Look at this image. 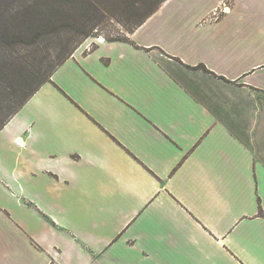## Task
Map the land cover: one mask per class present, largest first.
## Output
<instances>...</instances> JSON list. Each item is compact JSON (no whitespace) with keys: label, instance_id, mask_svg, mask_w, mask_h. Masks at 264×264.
Returning a JSON list of instances; mask_svg holds the SVG:
<instances>
[{"label":"crops","instance_id":"0c3cea01","mask_svg":"<svg viewBox=\"0 0 264 264\" xmlns=\"http://www.w3.org/2000/svg\"><path fill=\"white\" fill-rule=\"evenodd\" d=\"M0 264H264V0L78 47L0 130Z\"/></svg>","mask_w":264,"mask_h":264},{"label":"rangeland","instance_id":"374dc122","mask_svg":"<svg viewBox=\"0 0 264 264\" xmlns=\"http://www.w3.org/2000/svg\"><path fill=\"white\" fill-rule=\"evenodd\" d=\"M100 8H98V13L93 15V18L90 19L82 17V13L79 9H75V6L63 1L62 6H60L58 0H47L45 5H37L34 6L36 11L42 10V13L29 12L24 15H19V17L15 20L18 24L25 23L24 29L27 30V26H30L31 32H38L40 29H43L42 32H46L45 28H42L44 23L41 21L42 14L48 13L54 8L62 7L64 11L63 14L58 15L60 20H65V22H69L73 28H66L65 30H58L54 34H46L39 35V37L29 43H14L10 46H1L0 47V57L2 56H11L13 58V63L10 64L6 69L8 70L9 75H6V84L9 86L13 84L16 88H20L18 90L17 95H21V90L23 89L24 83L31 79L28 75L27 68L30 62H32L36 58H44L43 63H41L38 68H45L50 61L56 60V54L61 50H66L71 48H78L82 44L87 42H96V38L101 36L103 39H120L127 40L128 36L136 29L133 30V25L136 21V13H142L146 10V6H148L151 2H144L143 6L140 5L141 0H99ZM167 1V0H166ZM165 1V2H166ZM32 0H16L15 5H23V6H31L33 5ZM55 5V6H53ZM162 5V4H161ZM160 5V6H161ZM52 6V7H51ZM145 6V7H144ZM139 7V10L136 11L135 8ZM31 10V9H30ZM229 10L228 5L222 3L219 7H217L213 11V17L227 13ZM4 9L0 8V14H3ZM47 15V14H46ZM44 15V16H46ZM70 15V16H68ZM44 18V17H43ZM62 22V21H61ZM81 22L85 24V28L92 29L91 37L84 39L82 36L77 33L74 29L81 28ZM10 25V24H9ZM133 30V31H132ZM51 31V30H49ZM68 31V32H67ZM132 31V32H131ZM131 32V33H130ZM30 37V34L27 35ZM70 44V45H69ZM66 50V52L68 51ZM63 52V51H62ZM24 62L23 68H20L21 78L19 79L15 74V70L18 68V64ZM6 70V71H7ZM42 71V70H38ZM1 76L0 78H2ZM23 86V87H22ZM10 94V90L7 91ZM10 101L7 104L0 105V115H3L7 112L6 108L12 104V101L15 100L13 96H9Z\"/></svg>","mask_w":264,"mask_h":264},{"label":"trees","instance_id":"16d2710c","mask_svg":"<svg viewBox=\"0 0 264 264\" xmlns=\"http://www.w3.org/2000/svg\"><path fill=\"white\" fill-rule=\"evenodd\" d=\"M34 3L31 6H23V5H15L16 0H0V8L4 9L3 14H0V47L1 46H10L14 43H29L35 41L39 35H46V34H54L58 30L62 29L65 30L66 28H73L69 22H65V20H60L58 15L63 14L64 9L62 7H56L48 13L40 15L42 23L44 25L42 28H45L46 32H42L43 29H40L38 32H31L27 31L30 30V26H27V30L23 27L25 23L18 24L15 20L19 17V15H24L29 12L35 13H42V10L36 11L34 6L37 5H45L47 0H32ZM64 0H58L60 6H62ZM116 1V0H115ZM166 0H141L140 5L143 6L144 2H151L148 6H146V10L142 13H136V21L133 25V30L140 26L149 16H151L161 4H163ZM67 3L72 4L75 6V9H79L82 13V17L90 19L93 18V15L98 13V8H100V1L99 0H66ZM118 2V1H116ZM55 6V5H53ZM52 7V6H51ZM145 7V6H144ZM31 9V10H30ZM64 10V11H62ZM136 11L139 10V7L135 8ZM47 14V15H46ZM46 15V16H44ZM70 16V15H68ZM44 17V18H43ZM62 21V22H61ZM10 24V25H9ZM83 23L81 22V25ZM93 28H85V24L81 26V28L74 29L77 33H79L83 40L87 39L92 35ZM51 30V31H49ZM132 30V31H133ZM131 31V32H132ZM68 32V31H67ZM130 32V33H131ZM30 34V37L27 35ZM108 41H120V39H108ZM70 45V44H69ZM77 49L71 48V50H61L56 55L55 61H50L49 64L46 65L45 68H38V66L43 63L44 58H36L32 62H30L27 68L28 75L31 79H27L24 83V87L21 90V95L18 96L16 92H18V88H16V84H10L9 86L6 84V75L8 76L9 73L6 69L10 64L13 63V58L11 56H2L0 57V105L8 104L10 101L9 96H13L15 100L12 101L10 107L6 108L7 112L3 115H0V130L3 126L11 119L13 115H15L22 106L36 93V91L46 82H49L53 73L58 69V67L68 58L71 54ZM63 51V52H62ZM24 62L18 64L17 70H15V74H20L19 69L23 68ZM7 70V71H6ZM42 70V71H38ZM20 75L17 77L20 79ZM8 90H10V94H8Z\"/></svg>","mask_w":264,"mask_h":264},{"label":"built area","instance_id":"2783aa9c","mask_svg":"<svg viewBox=\"0 0 264 264\" xmlns=\"http://www.w3.org/2000/svg\"><path fill=\"white\" fill-rule=\"evenodd\" d=\"M103 41H105V39H103L101 36L96 38V42L98 43H102Z\"/></svg>","mask_w":264,"mask_h":264}]
</instances>
